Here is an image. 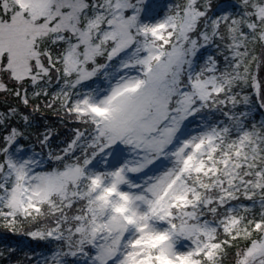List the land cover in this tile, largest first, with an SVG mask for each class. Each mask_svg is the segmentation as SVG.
Wrapping results in <instances>:
<instances>
[{"label":"snow or ice","instance_id":"obj_1","mask_svg":"<svg viewBox=\"0 0 264 264\" xmlns=\"http://www.w3.org/2000/svg\"><path fill=\"white\" fill-rule=\"evenodd\" d=\"M0 264H264V0H0Z\"/></svg>","mask_w":264,"mask_h":264}]
</instances>
